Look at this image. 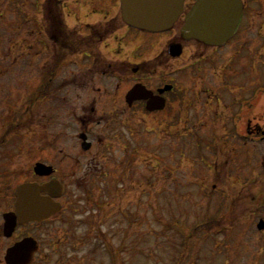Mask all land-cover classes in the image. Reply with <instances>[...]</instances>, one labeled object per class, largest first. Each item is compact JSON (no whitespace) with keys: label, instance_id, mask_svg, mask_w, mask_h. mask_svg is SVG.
Masks as SVG:
<instances>
[{"label":"rangeland","instance_id":"374dc122","mask_svg":"<svg viewBox=\"0 0 264 264\" xmlns=\"http://www.w3.org/2000/svg\"><path fill=\"white\" fill-rule=\"evenodd\" d=\"M75 1L79 3L71 6L70 15L72 20L79 15L85 27L115 14L112 0ZM112 22L110 32L124 25L121 8ZM162 34L148 33V37L155 39ZM98 36L97 31L92 32L87 40L103 51L106 36L101 41ZM143 41L140 38L133 47ZM117 42L116 36L108 45L113 47ZM235 76L224 80L218 91L222 96L231 92V114L226 98L215 102L217 115L213 108L210 114L199 115V105L189 116H172L170 131L168 124L160 128L161 118L134 119L139 127V153L134 164L132 159L126 160L131 145L127 143L126 150L125 141L104 139L105 122L95 124L94 135L111 152L108 175L102 176V183L93 180L94 188L103 190L101 195L81 198L79 206H73L75 213L65 200L62 214L53 222L19 228L11 236L5 235L3 214L13 207L14 191L22 182L17 169H23L25 163L2 160L3 142L11 138L20 143L29 136L24 133L15 138L13 133L1 131L0 165L6 166L8 176L0 180V264H6L7 249L28 235L40 246L33 264H264V229L258 228L264 219V152L261 144L245 141L249 123L254 126L259 122L248 110L259 103L261 95L259 89L253 95L246 90L244 71ZM203 95L211 106V96ZM74 100L58 102V116L54 114L58 132L53 135V128L45 122L44 144L78 141L79 128L71 105L73 102L79 111L83 102ZM45 114L52 116L50 110ZM129 125L131 119H123L117 130L125 134ZM65 183L67 198L76 200V187Z\"/></svg>","mask_w":264,"mask_h":264},{"label":"flooded vegetation","instance_id":"af4514ba","mask_svg":"<svg viewBox=\"0 0 264 264\" xmlns=\"http://www.w3.org/2000/svg\"><path fill=\"white\" fill-rule=\"evenodd\" d=\"M198 1L185 0L173 28L150 39L148 32L121 24L108 33V23H112L121 8L119 0L111 1L115 11L111 19L86 27L79 15L73 17L74 20L70 15L71 6L79 1L0 0V132L13 133L15 138L24 133L29 136V140L20 143L12 142L11 138L3 142L5 157L2 160H19L26 164L23 169H17L21 184L59 181L63 185L61 196L41 193L59 202L60 212L44 223L18 225L16 231L57 219L63 212L65 200L75 213L73 206L78 207L81 198L101 195L103 190L94 188L93 180L102 183V176L108 175L111 152L94 135L95 124L105 122L104 139L123 140L126 150L127 143L131 145L126 160L132 159L134 164L139 153V127L134 119L161 118L160 128L168 124L170 131L168 121L172 116H189L199 105L202 108L196 111L199 115L210 114L212 108L217 115L215 102L226 98L230 102L226 109L231 114V92L228 96L218 92L224 80L231 81V74L237 77L244 71L250 95L259 89V103L255 107L250 105L248 110L259 117V122L254 126L249 123L245 141L261 144L264 152V0H240L242 10L237 27L220 45H210L183 33L186 18ZM96 31L100 41L106 36L103 51L88 43L87 38ZM116 36L117 46L110 47L109 40ZM140 38L144 39L143 43L133 47ZM165 39L167 42H163ZM83 85L85 88L81 87ZM134 88L138 91L133 94ZM203 93L211 96L208 99L211 106L205 102ZM71 100L83 102L79 111L73 102L71 105L79 128L78 141H48L45 144L49 155H46V145L42 142L45 122L46 127L53 128V135L58 132V119L54 116H58V102ZM49 110L52 116L46 117L45 111ZM126 118L131 119V125L125 127L123 134L117 127ZM120 126L123 129V125ZM33 138L40 141H30ZM37 163L52 167L53 173L39 176L35 170ZM5 167L0 165V180L8 176ZM65 182L76 187V200L67 198ZM14 198L10 212L17 208L15 191Z\"/></svg>","mask_w":264,"mask_h":264},{"label":"water","instance_id":"95a60500","mask_svg":"<svg viewBox=\"0 0 264 264\" xmlns=\"http://www.w3.org/2000/svg\"><path fill=\"white\" fill-rule=\"evenodd\" d=\"M121 3L122 17L126 24L143 31L164 32L172 28L180 17L184 0H121ZM241 10L240 0H199L188 14L183 31L207 44L220 45L233 35ZM132 91L134 94L138 89L134 88ZM36 171L40 175H49L52 172L51 168L44 164H38ZM61 191L62 185L57 181L44 185H20L16 190V213L4 214L5 235L11 236L18 223L42 222L49 219L61 209V205L41 193L58 196ZM258 228L264 229V219L259 222ZM36 250V241L33 238H25L7 249L6 264H30Z\"/></svg>","mask_w":264,"mask_h":264},{"label":"trees","instance_id":"16d2710c","mask_svg":"<svg viewBox=\"0 0 264 264\" xmlns=\"http://www.w3.org/2000/svg\"><path fill=\"white\" fill-rule=\"evenodd\" d=\"M108 33H110V29H109V32ZM95 39H97V38H95Z\"/></svg>","mask_w":264,"mask_h":264}]
</instances>
